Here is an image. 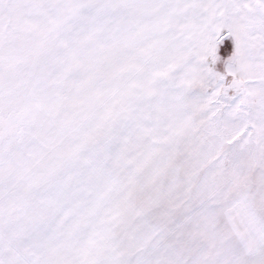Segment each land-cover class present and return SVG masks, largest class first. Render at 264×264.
<instances>
[{"label": "snow or ice", "instance_id": "1", "mask_svg": "<svg viewBox=\"0 0 264 264\" xmlns=\"http://www.w3.org/2000/svg\"><path fill=\"white\" fill-rule=\"evenodd\" d=\"M0 264H264V0H0Z\"/></svg>", "mask_w": 264, "mask_h": 264}]
</instances>
